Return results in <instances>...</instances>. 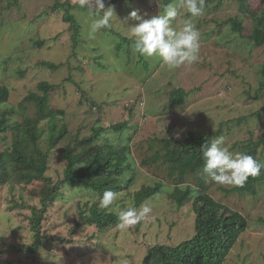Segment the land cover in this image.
Masks as SVG:
<instances>
[{"label":"rangeland","instance_id":"rangeland-1","mask_svg":"<svg viewBox=\"0 0 264 264\" xmlns=\"http://www.w3.org/2000/svg\"><path fill=\"white\" fill-rule=\"evenodd\" d=\"M19 1L20 10L0 9V81H4L12 91L11 100L18 102L19 97L35 88L40 80H49L65 84V89L55 99L60 106L73 113L67 118L71 129L88 124L89 120L94 122L98 117L103 118L105 126L131 118V123H136L130 131L134 133L132 151L138 171L136 189L163 179L157 175L153 165H143L142 160L156 152L158 144L153 141L154 137L169 136V126L175 136L189 127L199 131L215 130L221 120L237 119L264 108V100L254 98L259 80L257 72L264 62V44L249 45V41L244 39L247 36H234L237 32H233L230 23L225 22L230 17L238 16L245 27L252 25V18L241 12L237 0H215L208 4L202 16L195 18L200 33V64L195 62L169 70L161 61L155 60L157 57H153L150 60L156 62L149 66L147 72L139 69L137 59L132 58L128 63V57L117 56L118 35L103 31L92 33L91 26L98 17L89 10L76 11L78 26L84 29L89 40L76 44L77 38H72L73 30L69 28V23L63 21L61 13L53 12L54 0ZM107 1L106 7L114 9L110 23L126 37L129 26L136 23L129 18L133 10L147 13V18L163 14L159 10V0H132L130 6L127 0L111 4H107ZM6 4V0H0V6ZM176 4L179 9L180 3ZM251 4L253 9H264V0H251ZM214 6L217 8L214 9ZM180 12L175 23H182L189 16L185 9H180ZM220 22H223L222 34L215 24ZM212 29L216 30L213 35L208 31ZM243 33H249L248 29ZM37 40H45V43L35 45ZM226 42L235 49L232 53L227 51ZM92 44L93 48L99 47L96 52L90 48ZM76 53L79 57H75ZM95 53L105 55L100 60L107 67L93 65ZM7 55H11L12 59L8 67L2 68ZM41 61L63 62L65 65L52 69L38 66L37 63ZM70 62L72 65H69ZM78 64L82 69L73 67ZM19 69H26V73L19 76ZM232 70L235 72L232 73ZM207 79L212 82L205 85ZM175 85L187 89L198 87L187 97V108H178L165 116L147 112L150 106L163 108ZM157 88L161 89L160 93L154 92ZM135 99L143 100L145 107H138L130 114L124 106ZM92 101L96 102L94 106ZM99 104L101 112H97ZM222 129L219 137H223L224 146L234 155L240 154L243 144L237 143L246 138L250 131H254L255 138H260L264 133V113L255 114L241 124L234 120ZM3 147L0 141V148ZM258 152L264 164V145L259 147ZM51 163L54 168H62L63 145L53 149ZM54 168L49 175L56 180L59 175ZM163 180L165 186L162 190L143 203L148 204L152 212L139 222L138 228L116 227L105 233L94 226H77L81 220L76 198L83 194L77 191L70 196L71 191H68L65 200L50 205L42 219V237L46 235L48 239L42 242V247L37 251H33L35 237L30 228L31 209L27 206L14 207L9 188L0 187V264H140L152 245L178 244L195 232V214L191 206L179 207L173 202L170 192L174 184ZM188 182L194 184V180ZM33 186L40 188L38 184ZM232 187L217 184L209 190L219 202L241 211L250 224L224 264H264V223L260 221V218H264V183L256 196L225 191ZM22 191L29 193L28 189ZM28 203L39 204L37 199H30ZM132 204V196L119 194L113 209L118 211Z\"/></svg>","mask_w":264,"mask_h":264},{"label":"trees","instance_id":"trees-1","mask_svg":"<svg viewBox=\"0 0 264 264\" xmlns=\"http://www.w3.org/2000/svg\"><path fill=\"white\" fill-rule=\"evenodd\" d=\"M116 1L121 0H108L107 4ZM127 1L130 6L132 0ZM213 1L215 0H205L204 9ZM6 2V6H0V9H21L19 0H6ZM177 2L180 3V0H159V10L163 12L164 7L170 3L177 6ZM237 2L241 12L247 13L252 18V25L245 27L243 20L238 16L230 17L225 22L230 23L233 32H237L234 36L239 38L247 36L244 39L249 41V45L264 44V9H253L251 0H237ZM219 4L221 5V2ZM52 8L53 12L62 14L64 22L69 23V28L73 30L72 38H77L76 44L89 41L84 29L78 26L79 19L76 11L86 12L88 10L86 7L79 6V0L75 2L54 0ZM216 8L217 6H214V9ZM215 24L222 34L223 22ZM112 25L110 23L109 27L96 32L103 31L118 35L117 56L128 57V63L132 58L137 59L136 65L140 67L139 69L147 72V69H150L149 66L156 61H151L150 58L136 53L133 50L134 41L116 31ZM245 29H248L249 33H243ZM208 31L213 35L216 30ZM44 43L45 40L34 42L39 46ZM92 46L93 44L90 48L93 52L99 49L98 46L95 48ZM225 46L228 52L232 53L235 50L227 42ZM78 55L76 53L75 57H79ZM94 55L93 62L89 59L87 61L101 68L107 67L100 60L105 55L97 53ZM11 59L12 56L7 55L1 67H8ZM155 60L161 61L158 57ZM200 63L197 61L196 64ZM37 65L57 69L65 63L41 61ZM69 65H72V62ZM73 67L82 69L79 64ZM234 72L235 70H232V73ZM17 73L23 76L26 69H19ZM257 73L259 80L254 98L264 100V62L259 66ZM67 80L68 78L65 81ZM210 82L212 80L207 79L205 85ZM202 87H199V90ZM64 89V83L40 80L35 88L20 96L18 102H14L11 100L12 91L4 81H0V141L4 144V147L0 148V187L9 188L13 194L14 207L27 206L31 209L30 228L35 237L33 251H37L42 242L48 239L46 235L42 237L40 228L49 206L57 201L65 200L68 191H71L70 196L77 191L83 194L76 198L81 220L77 226H94L101 233H105L113 228H119V211L132 207L138 209L147 199L155 197L162 190L165 186L163 179H166L174 184L170 192L173 202L179 207L191 206L195 214V232L178 244L156 243L152 245L140 264H224L250 224L247 216L241 211L229 208L210 194L209 190L218 183L203 172L202 146L218 138L224 125H229L234 120L241 124L255 114L264 113V108L237 119L221 120L215 130L199 131L189 127L179 136H175L169 126V136L154 137L153 141L158 144L156 152L142 160L143 165H148V167L153 165L157 170V175H161L163 179H159L155 184H144L136 189L138 171L135 168L136 157L132 151L134 133L130 132L136 123H131L132 119L128 118L124 122L105 126L103 118L98 117L94 122L89 120L88 124L71 129L67 118L73 113L68 112L66 107L60 106L55 99L56 95ZM196 89L198 87L187 89L185 86L175 85L170 90L169 100L163 108L155 107L156 110H154L155 108L150 106L147 112L165 116L178 108H187V97ZM160 90L157 88L154 92L160 93ZM246 93L251 96L249 91ZM139 99L127 102V106H124L130 114L138 110V107L141 108V103L145 105V102ZM91 103L92 106L96 104L95 101ZM92 106L90 110L93 109ZM98 107L97 112H101V105L99 104ZM237 144H243L240 154H249L264 165L258 157V149L264 145V133L260 138H255L254 131H250L249 135ZM58 145H63L64 165L61 169L54 168L51 163L53 149ZM52 168L59 175L56 180L54 176L49 175ZM188 180H194V184ZM263 183L264 168H261L259 174L249 176L243 186L222 189H225L227 193L239 192L256 196ZM33 184H38L40 188H35ZM23 189H28L29 193H24ZM106 190H111L117 195L132 196V206L118 211H115L113 207L111 211L100 209L99 199ZM30 199H37L39 204H29ZM260 221L264 223V218H260ZM139 226L140 223H137L134 227ZM10 251L11 249L8 250Z\"/></svg>","mask_w":264,"mask_h":264},{"label":"clouds","instance_id":"clouds-1","mask_svg":"<svg viewBox=\"0 0 264 264\" xmlns=\"http://www.w3.org/2000/svg\"><path fill=\"white\" fill-rule=\"evenodd\" d=\"M81 8H87L98 19L91 26L92 33L110 26V18L114 13L105 0H79ZM205 0H180L179 9L175 4L164 7L163 14L147 18V13L139 10L130 13V19L136 23L129 26L127 38L132 39L133 50L145 58L158 57L169 70L191 65L199 60L200 33L195 25V18L203 15ZM180 9L190 14L182 23L177 22ZM103 13L101 16L100 14ZM175 23V26H174ZM141 103V102H140ZM141 109L144 104L141 103ZM204 159L203 172L214 182L221 185L243 186L249 176L259 174L261 165L249 154H233L224 146L223 137L213 139L202 146ZM118 195L106 190L99 199V208L111 211ZM152 212L148 204L139 209L132 207L118 213L119 227L128 229L145 220Z\"/></svg>","mask_w":264,"mask_h":264}]
</instances>
